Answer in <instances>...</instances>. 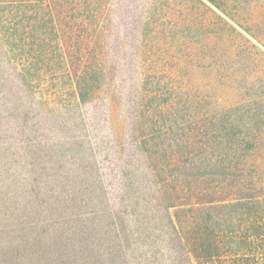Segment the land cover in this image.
I'll list each match as a JSON object with an SVG mask.
<instances>
[{
    "label": "trees",
    "instance_id": "1",
    "mask_svg": "<svg viewBox=\"0 0 264 264\" xmlns=\"http://www.w3.org/2000/svg\"><path fill=\"white\" fill-rule=\"evenodd\" d=\"M0 264H264V0H0Z\"/></svg>",
    "mask_w": 264,
    "mask_h": 264
}]
</instances>
